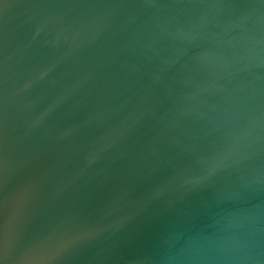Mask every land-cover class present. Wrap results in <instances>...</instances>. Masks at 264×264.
Instances as JSON below:
<instances>
[{
    "label": "water",
    "instance_id": "95a60500",
    "mask_svg": "<svg viewBox=\"0 0 264 264\" xmlns=\"http://www.w3.org/2000/svg\"><path fill=\"white\" fill-rule=\"evenodd\" d=\"M0 264H264V0H0Z\"/></svg>",
    "mask_w": 264,
    "mask_h": 264
}]
</instances>
